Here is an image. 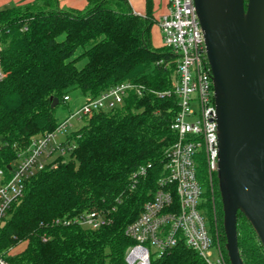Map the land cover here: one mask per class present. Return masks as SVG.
Listing matches in <instances>:
<instances>
[{
    "label": "trees",
    "instance_id": "1",
    "mask_svg": "<svg viewBox=\"0 0 264 264\" xmlns=\"http://www.w3.org/2000/svg\"><path fill=\"white\" fill-rule=\"evenodd\" d=\"M153 7L146 0L140 15L129 0H88L84 9L69 10L59 0H34L0 10L7 72L0 82V169L7 175L34 138L56 129L62 121L57 110L72 92L80 91L85 103L125 81L144 91L131 92L120 108L85 118L71 134L70 156L27 181L24 197L0 224V253L25 243L8 256L12 264H127L135 242L126 228L156 190L177 139L171 125L178 98L167 94L176 60L169 48L152 43ZM198 175L203 210L230 264L217 173L204 160ZM90 211L103 213L107 223L98 230L67 223ZM238 240L245 264H264L262 244L242 212ZM151 264L206 263L181 241Z\"/></svg>",
    "mask_w": 264,
    "mask_h": 264
},
{
    "label": "built area",
    "instance_id": "2",
    "mask_svg": "<svg viewBox=\"0 0 264 264\" xmlns=\"http://www.w3.org/2000/svg\"><path fill=\"white\" fill-rule=\"evenodd\" d=\"M163 46L175 56L172 90L179 110L171 125L177 135L167 151L165 174L144 204L140 215L126 228L134 240L128 250L127 264H151L179 242L197 252L206 264H229L203 211L204 188L198 175L202 161L209 172L218 169V131L215 90L207 57L205 37L194 0H168L167 10L156 21ZM0 43V82L7 76L2 67ZM131 92L143 95V87L130 81L118 83L98 97L86 101L76 112L63 119L52 132L34 138L10 168V175L0 169V224L9 218L13 204L24 197L27 181L58 158H68L75 139L67 133L73 120L84 121L96 113L124 106ZM65 100H70L69 96ZM74 128V127H73ZM77 129V128H76ZM66 139L57 142L59 135ZM145 168L140 172L145 174ZM84 228L98 230L107 223L103 213L90 211L69 220ZM217 256L212 259V248ZM151 248L154 251H151ZM10 254L0 253V264H12Z\"/></svg>",
    "mask_w": 264,
    "mask_h": 264
},
{
    "label": "water",
    "instance_id": "3",
    "mask_svg": "<svg viewBox=\"0 0 264 264\" xmlns=\"http://www.w3.org/2000/svg\"><path fill=\"white\" fill-rule=\"evenodd\" d=\"M215 90L217 177L230 264L242 212L264 249V0H194ZM59 103L54 99L52 107Z\"/></svg>",
    "mask_w": 264,
    "mask_h": 264
},
{
    "label": "rangeland",
    "instance_id": "4",
    "mask_svg": "<svg viewBox=\"0 0 264 264\" xmlns=\"http://www.w3.org/2000/svg\"><path fill=\"white\" fill-rule=\"evenodd\" d=\"M163 9H164V5H161L160 7H158V9L153 10V17H154L155 21H157L159 15L163 12ZM152 43L155 47H161L163 45L162 36H161L160 30H159L158 23H155L153 25V28H152ZM70 96L71 97H70V100L68 101V103L61 105L57 110V117L60 120H63L65 117L70 115V112H76L78 110V108H80L82 106V104L85 100V97L78 90L72 92ZM83 123H84L83 121L73 120V125H74L73 127L74 128L70 127L67 130V133L71 134L73 131H77L79 129V127H81L83 125ZM65 139H66V136L61 134L57 137L56 141L62 142ZM203 188H204V186H203ZM204 191H205V188H204ZM204 214L207 218V215L205 212H204ZM206 220H207V223L209 226L210 224H209L208 218ZM24 246H25V243H22L18 246L16 245L15 247L10 248L8 253L10 255H15V254L19 253L20 251H22L24 249ZM151 251L153 252L154 249L151 248ZM212 252H213L212 259H214L217 256L216 247L212 248Z\"/></svg>",
    "mask_w": 264,
    "mask_h": 264
},
{
    "label": "crops",
    "instance_id": "5",
    "mask_svg": "<svg viewBox=\"0 0 264 264\" xmlns=\"http://www.w3.org/2000/svg\"><path fill=\"white\" fill-rule=\"evenodd\" d=\"M33 1L34 0H0V10L7 9L12 6L27 5L32 3ZM129 2L135 13L140 15L146 13V0H129ZM87 4L88 0H59L60 7L66 10L84 9ZM161 5H164V9L160 15L166 12L168 0H153V10L158 9V7H160Z\"/></svg>",
    "mask_w": 264,
    "mask_h": 264
}]
</instances>
